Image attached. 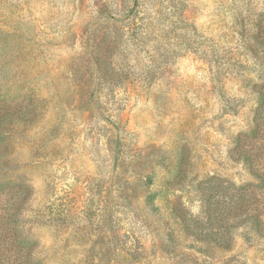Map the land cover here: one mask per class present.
I'll list each match as a JSON object with an SVG mask.
<instances>
[{"label":"rangeland","instance_id":"374dc122","mask_svg":"<svg viewBox=\"0 0 264 264\" xmlns=\"http://www.w3.org/2000/svg\"><path fill=\"white\" fill-rule=\"evenodd\" d=\"M263 31L264 0H0V264H225L189 244Z\"/></svg>","mask_w":264,"mask_h":264},{"label":"trees","instance_id":"16d2710c","mask_svg":"<svg viewBox=\"0 0 264 264\" xmlns=\"http://www.w3.org/2000/svg\"><path fill=\"white\" fill-rule=\"evenodd\" d=\"M261 36L258 43L264 49V31ZM244 47L250 52L254 49L247 41ZM257 65L255 76L247 75L256 98L253 117L236 132L230 151L236 155L239 182L233 185L228 173L207 175L203 193L216 198L223 191L224 200L208 204L205 222L195 219L204 237L192 238L189 244V248L199 249L211 258L219 252L225 264H264V61ZM152 199L149 204H153ZM247 250H253V255ZM21 259L23 264H40L29 261L24 252Z\"/></svg>","mask_w":264,"mask_h":264}]
</instances>
